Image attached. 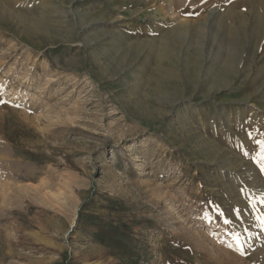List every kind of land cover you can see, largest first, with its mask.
Instances as JSON below:
<instances>
[{"label":"rangeland","instance_id":"374dc122","mask_svg":"<svg viewBox=\"0 0 264 264\" xmlns=\"http://www.w3.org/2000/svg\"><path fill=\"white\" fill-rule=\"evenodd\" d=\"M0 99V264H264V0H0Z\"/></svg>","mask_w":264,"mask_h":264},{"label":"snow or ice","instance_id":"6c2138e0","mask_svg":"<svg viewBox=\"0 0 264 264\" xmlns=\"http://www.w3.org/2000/svg\"><path fill=\"white\" fill-rule=\"evenodd\" d=\"M203 2H204V0H201V3H203ZM188 14L189 15H193V14H197V13L190 12ZM4 103H6V101H4L3 99H0V104H4ZM17 106L19 107V105H17ZM253 135H254V133H247V136L249 138H251ZM255 144L259 146V151L255 152V157L254 158H258L259 161H261V163L259 165V171H260V173L262 175H264V141L257 140V141H255ZM244 191H245L244 189H241V194L242 195H243ZM261 197H264V193L261 194ZM261 197H257V199L260 200L261 203H264V199H262ZM247 207L251 208L254 212L255 211H259L256 208L255 201H253L251 198H249L248 201H247ZM214 211L220 212L219 207L215 208ZM233 213L239 219L240 218L241 209L240 208H234L233 209ZM254 219L261 223L262 230H264V214H261L259 216H254ZM223 223L224 224H230V223H232V221L229 220V219H224ZM233 239L236 242L237 248L243 254V249H242L241 242H240L241 241L240 235L238 233H233ZM228 247H232V245L229 244Z\"/></svg>","mask_w":264,"mask_h":264},{"label":"trees","instance_id":"16d2710c","mask_svg":"<svg viewBox=\"0 0 264 264\" xmlns=\"http://www.w3.org/2000/svg\"><path fill=\"white\" fill-rule=\"evenodd\" d=\"M92 195H93V193L91 194V196H90V198H89V201H91L92 202ZM85 205V204H84ZM84 205H82V206H84Z\"/></svg>","mask_w":264,"mask_h":264}]
</instances>
